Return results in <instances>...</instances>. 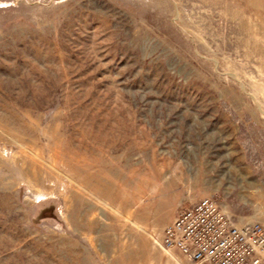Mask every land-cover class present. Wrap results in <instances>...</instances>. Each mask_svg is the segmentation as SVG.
Instances as JSON below:
<instances>
[{
    "label": "rangeland",
    "instance_id": "374dc122",
    "mask_svg": "<svg viewBox=\"0 0 264 264\" xmlns=\"http://www.w3.org/2000/svg\"><path fill=\"white\" fill-rule=\"evenodd\" d=\"M206 196L264 227V0H0V264H192Z\"/></svg>",
    "mask_w": 264,
    "mask_h": 264
},
{
    "label": "built area",
    "instance_id": "2783aa9c",
    "mask_svg": "<svg viewBox=\"0 0 264 264\" xmlns=\"http://www.w3.org/2000/svg\"><path fill=\"white\" fill-rule=\"evenodd\" d=\"M159 247L192 264H263L264 227L236 222L214 196L181 211L163 231Z\"/></svg>",
    "mask_w": 264,
    "mask_h": 264
}]
</instances>
